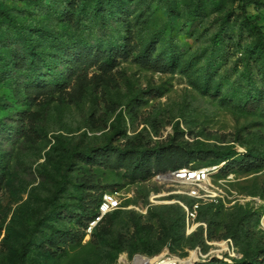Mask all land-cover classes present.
<instances>
[{
  "label": "rangeland",
  "instance_id": "rangeland-1",
  "mask_svg": "<svg viewBox=\"0 0 264 264\" xmlns=\"http://www.w3.org/2000/svg\"><path fill=\"white\" fill-rule=\"evenodd\" d=\"M259 42L264 0H0V264H264ZM171 162L218 166L191 233Z\"/></svg>",
  "mask_w": 264,
  "mask_h": 264
},
{
  "label": "built area",
  "instance_id": "built-area-1",
  "mask_svg": "<svg viewBox=\"0 0 264 264\" xmlns=\"http://www.w3.org/2000/svg\"><path fill=\"white\" fill-rule=\"evenodd\" d=\"M217 167L218 166H207L200 168L186 167L168 172L170 175L176 176L177 179V180H169V181L180 183L178 181L179 178L188 180L187 183H180V184L186 187L185 193L189 198L193 200V202L192 204H187L178 201L180 205L183 207L185 212V225L188 233H191L196 229V224H194L193 222L197 217V211L200 207V201L204 200L206 197L212 196V191L209 188L208 189L204 188L203 184L216 171ZM169 174H164V175H169ZM152 197L156 198L157 196L153 195ZM152 197L150 198V205H153L157 202ZM125 199H126L125 194L118 189L105 191L101 197V201L98 208V215L91 222V224L98 223L103 219V217H105L107 214L114 212L115 210L122 208L125 209L130 208L131 205L126 204ZM136 256L137 254L135 255V257ZM167 264H172V263H167ZM174 264H180V263L175 262Z\"/></svg>",
  "mask_w": 264,
  "mask_h": 264
},
{
  "label": "trees",
  "instance_id": "trees-1",
  "mask_svg": "<svg viewBox=\"0 0 264 264\" xmlns=\"http://www.w3.org/2000/svg\"><path fill=\"white\" fill-rule=\"evenodd\" d=\"M222 29L223 30H221V33H223L224 32V30H225V28L224 27H222ZM217 38H219V39H217L218 41H220V38H222V35L221 34H219V35H217ZM27 47H28V50L29 51H31L32 50V48H31V45L30 44H28L27 45ZM249 49L251 50V52H255V53H259L260 55H263L264 54V42H259V43H256V44H251L250 46H249ZM263 61H264V58H263ZM246 96H248L247 97V103L249 104V105H254L253 103L258 99V97L257 96H252V95H250V92L246 95ZM204 145L203 144H199L195 149H196V151H198V152H202L203 150H204ZM192 152H193V150H191ZM214 151H216V150H214ZM217 153H218V159L216 160V163L217 164H219V163H221V162H225V164L224 165H226V167L229 165V163L234 159L233 157H234V151L233 150H230L229 152H224V151H216ZM233 158V159H232ZM242 159H245V156L242 158ZM186 167H191V168H200V167H207V166H203V165H201V166H198V165H196V164H188V163H179V164H172V162L170 163V164H167V165H165V166H163V167H161L160 169V171H162V172H160V173H165V172H170V171H175V170H178V169H181V168H186ZM137 169V167H135V170ZM104 193V192H103ZM102 193V194H103ZM102 194H101V196H100V198H99V200H98V203H97V205H96V210L93 212V214L90 216V218H89V223L90 222H92L95 218H96V216L98 215V208H99V204H100V201H101V197H102ZM193 202V201H192ZM192 202L191 203H188V204H192ZM181 206V205H180ZM182 207V206H181ZM200 208V207H199ZM182 209H183V207H182ZM109 214H107L106 216H108ZM183 216V218H182V220H183V225H184V221H185V212H184V209H183V214H182ZM105 216V217H106ZM104 218V217H103ZM100 222V221H99ZM98 222V223H99ZM97 224V223H96ZM232 264H240V263H238V262H235V261H232Z\"/></svg>",
  "mask_w": 264,
  "mask_h": 264
},
{
  "label": "bare ground",
  "instance_id": "bare-ground-1",
  "mask_svg": "<svg viewBox=\"0 0 264 264\" xmlns=\"http://www.w3.org/2000/svg\"><path fill=\"white\" fill-rule=\"evenodd\" d=\"M169 179H172V180H177L176 179V176H172V175H168L167 176ZM179 182H182V183H187L188 180L186 179H183V178H179L178 180ZM203 187L208 189V186L205 185V183L203 184ZM224 249H226L228 247L227 243L226 242H221L219 243ZM167 253V251H164L162 252L161 254H159L157 257H145V256H140V254H137V256L132 260V263L131 264H138L137 262L140 260V261H143V262H151L152 260L154 261L155 264H163V263H172L174 264L175 262H179L180 264H186V263H190L192 258H186V259H181L179 257H169V258H165V259H162V257L165 256V254ZM196 254L194 253L193 254V257H195ZM156 259V261H155ZM121 261L122 262H126V257L124 255H122L121 257ZM131 262V261H130ZM152 263V264H154Z\"/></svg>",
  "mask_w": 264,
  "mask_h": 264
}]
</instances>
